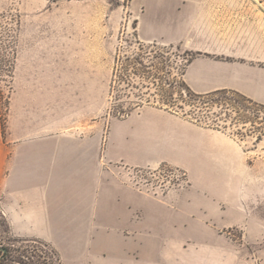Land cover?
<instances>
[{
	"label": "crops",
	"instance_id": "crops-1",
	"mask_svg": "<svg viewBox=\"0 0 264 264\" xmlns=\"http://www.w3.org/2000/svg\"><path fill=\"white\" fill-rule=\"evenodd\" d=\"M233 3L172 0L177 10L163 30L154 22L143 30L145 6L136 15L146 39L198 53L184 76L193 91L233 90L264 104V51L253 47L249 26L239 35L231 21L259 14L262 22L263 13ZM37 100L20 98L7 125L0 119V211L13 234L47 244L61 264L207 261L195 246L206 241L209 216L223 210L211 182L230 180L224 165L239 159L232 139L152 109L114 124L105 140L101 130L63 128L57 115L35 110ZM163 164L187 171L190 186L157 196L124 178L125 168Z\"/></svg>",
	"mask_w": 264,
	"mask_h": 264
},
{
	"label": "rangeland",
	"instance_id": "rangeland-1",
	"mask_svg": "<svg viewBox=\"0 0 264 264\" xmlns=\"http://www.w3.org/2000/svg\"><path fill=\"white\" fill-rule=\"evenodd\" d=\"M231 2L238 11L263 13L262 22L259 14L231 21L239 35L249 26L253 47L264 51V0ZM171 3L0 0L1 123L7 125L12 106L25 97L38 99L35 110L57 115L63 128L101 130L105 140L114 124L152 109L225 134L239 159L224 165L229 181L211 182L226 200L201 229L206 241L195 246V253L209 258L194 264H264V104L233 90L196 101L187 96L179 85L187 83V66L198 53L178 41L146 39L136 15L145 6L143 30L150 22L163 30L177 10ZM171 97L176 101L169 108L163 101ZM123 171L125 179L157 196L191 184L187 171L168 164ZM0 246L9 249L0 250V264H61L47 244L13 234L1 211Z\"/></svg>",
	"mask_w": 264,
	"mask_h": 264
},
{
	"label": "trees",
	"instance_id": "trees-1",
	"mask_svg": "<svg viewBox=\"0 0 264 264\" xmlns=\"http://www.w3.org/2000/svg\"><path fill=\"white\" fill-rule=\"evenodd\" d=\"M174 85V84H172ZM183 90H186V94L188 97H192L193 98V101H196V100H200V99H203V98H206V97H213V96H217L219 94H223V93H227V90L226 89H219V90H216L214 92H211V93H197V92H194L193 89L185 82H182L180 83L179 85ZM237 92V91H236ZM240 93V92H238ZM239 95L243 96L242 93H240ZM179 98H183V96L181 95V97ZM243 98H245V96H243ZM175 98H167L166 100L163 101L164 104H166L169 108L171 107H174L175 106ZM0 250H2V252L4 254H8L9 253V249H7L5 246H0Z\"/></svg>",
	"mask_w": 264,
	"mask_h": 264
}]
</instances>
